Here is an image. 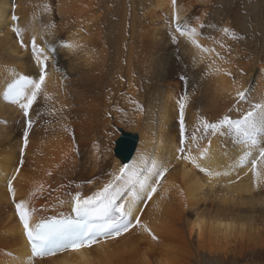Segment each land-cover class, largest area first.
Masks as SVG:
<instances>
[{"label": "bare ground", "instance_id": "bare-ground-1", "mask_svg": "<svg viewBox=\"0 0 264 264\" xmlns=\"http://www.w3.org/2000/svg\"><path fill=\"white\" fill-rule=\"evenodd\" d=\"M126 1L0 0V64L7 60L6 67L0 69V120L12 124L10 116L15 113L30 121L31 110L33 123V110L39 100L47 108L43 118L46 122L61 119L46 129L41 127L44 130L36 129L34 144L28 139L25 146L21 137L18 150L23 148V160H17L11 171L8 167L16 143L0 144V264H235L240 260L264 264V160L259 157L264 131L255 132L263 134L255 136L253 145L250 139L226 127L213 133L203 126L204 122H218L224 115L232 120L242 119L251 111L259 115L261 108L256 106H264V37L240 39L239 34H231L236 25L228 8L236 0H189L182 7V15L188 9L191 15L194 9H205L198 19L190 14V21L181 17L183 21L175 28L183 35L173 28L166 29L178 41L167 42L161 34L159 37L162 24L151 34L142 30L141 39L151 35L152 41L138 46L134 11L137 0H130L131 14ZM153 5L154 10L164 8L165 16L168 13L176 20L180 18V8L173 5V0H154ZM13 28L21 30L20 38ZM33 37L47 56L46 78L25 117L18 105L5 98V92L16 76L38 79L40 67L32 54ZM167 53L173 59L158 72L156 68ZM59 58L67 64V75L58 66ZM11 68L19 70H13L14 75L6 80ZM181 77L186 81L182 83ZM252 80L255 86L250 88ZM100 87L112 91L119 111H127L130 122L138 127L131 156L123 161L115 154L116 142L130 132L122 130L114 154L107 137L105 142L101 135L97 139L99 148H80L82 161L70 176L77 188L68 186L70 179H63L65 186L54 197L43 199L47 195L44 193L37 202L27 199L33 183L45 177L53 165L48 164L49 159L66 146L73 127L69 124L84 135L82 125L93 117L92 94ZM239 91L245 94L242 100L237 97ZM181 102L185 104L182 145ZM74 104L79 107L74 113L79 121H74L76 117L67 119ZM5 130L0 125V140L6 136ZM252 161H256L260 173L255 182ZM164 168L167 171L158 176ZM9 181L14 195L9 192ZM109 184L106 195L115 197V204L124 205L125 212L130 213L122 216L126 223L132 222L128 231L79 250L67 248L51 255H31L16 203L24 201L30 211L34 210L30 218L33 225L42 221L36 216L38 208L47 214L64 212L43 220L84 223V218L72 211L73 197L77 193L81 198L92 196ZM151 185L156 191L149 199ZM141 192L143 196L138 199ZM107 204L102 198L90 217L103 218ZM111 215L121 217L114 212ZM137 216L140 226H136Z\"/></svg>", "mask_w": 264, "mask_h": 264}, {"label": "rangeland", "instance_id": "rangeland-1", "mask_svg": "<svg viewBox=\"0 0 264 264\" xmlns=\"http://www.w3.org/2000/svg\"><path fill=\"white\" fill-rule=\"evenodd\" d=\"M188 1L189 0H175V4L180 8V12H179L180 18L176 20L173 15L169 16L168 13L165 16V13L163 12V11H165L164 8L154 10V5H153L154 0H137V2L135 3L136 10H134V11H135V14H137L138 40H139L138 43L140 42L138 44V46H141L140 44H142V42H149L150 43V41H152V39L150 38L151 35H148L149 38L147 36L143 40L141 39L140 32H142V30L145 32L149 31V34H151L153 30H158L159 28H161L159 26H161L162 24H163L162 28L164 26L165 30L164 29L162 30V28H161L160 29L161 31L165 32L166 29L172 30V28H173L174 32L176 31L180 35H183V34H181L182 30L178 31V29H176L177 27L175 28V26H178L179 23H181L183 21V20H181L182 19L181 17H183L184 20L186 18L188 19L187 15L190 14L189 13L190 9H188L187 12L185 14L183 13V15H182V7L183 6L185 7L186 4L188 3ZM126 2L127 3L129 2L128 13L131 14V11L133 10L132 9L133 6L130 3V0L126 1ZM203 9H205L204 6L200 9H198V8L194 9L192 11V15L190 14L192 19H198V17H200L201 11ZM228 10L231 11L230 17L233 19V22L236 25L235 27H233L231 34H235V33L239 34V35H237V34L236 35L240 39H243V38L246 39L244 36H248V38H254L256 40H263V37H264V0H236L235 5L231 8H228ZM191 17L189 19H191ZM55 20L58 21L59 20L58 17H56ZM129 20L131 21V16L129 17ZM164 20L166 21V23H163V22H165ZM213 21H215V18H213ZM171 23H173V24H171ZM164 24H166V26ZM224 24H225V22H224ZM142 25H143V27H142ZM169 25H173L174 27L171 26V28H169L170 27ZM242 26H243V29H242ZM180 27H181V25H180ZM237 28H239V29H237ZM160 30H158L159 31L158 35L161 34L162 37L167 39V42H168V40L169 41H178V38L174 37L173 33L172 34L170 33L172 31H170V32L166 31L164 33V32H161ZM128 34H129V32H128ZM161 36L159 35V37H161ZM170 38H171V40H170ZM176 38H177V40H176ZM140 39H141V41H140ZM148 40H150V41H148ZM58 43H55V44L58 45ZM255 44H257V42ZM163 48H165V47H163ZM166 48H167V46H166ZM168 48L169 49H175L174 46H170ZM172 59H173V56L170 53H167L165 55V59H162V64H160L156 68V70L158 72H161L163 70V68L165 67V65L170 63L172 61ZM6 61L7 60L5 59L1 62L0 69H4L6 67ZM57 63H58V66L60 67L63 75H67L68 68H67V64L63 60V58L62 59L59 58L57 60ZM13 70H19V68L18 69L11 68L7 74L6 80L10 79L14 75ZM255 73H256V70H254L251 73V76L255 75ZM18 74H21V73H18ZM18 77L19 76H16V77H14V79H16ZM65 78H67V77H65ZM14 79H12V80H14ZM179 79H181L182 83L186 81V77H181ZM10 83H11V81L8 83V85ZM254 84H255V82L252 80L250 88L254 87L255 86ZM8 85H6V86H8ZM5 87H4V89H5ZM104 89L105 88H103V90H102V88L100 87L98 90L93 91L92 95L94 98L92 97V107L94 106V108L90 107V111L92 112L93 117L90 120L87 119L86 122L83 123V125H82V128L84 129V135L83 136L78 134V132L75 129L74 124L71 123V120H68L69 121L68 124L71 123L69 125H73V127H72L71 132L69 133L70 135L68 134L69 138L67 139L66 146L64 147L63 150H61V148H59L57 155L53 156V157H51V159H49L48 164L49 165L53 164V165L49 167L48 173L45 175V177L42 176V178H40L38 181H35L33 183V188L31 190H28L29 194L27 195V199L32 200V202H37L38 198H43L44 193H47V195L43 199L54 197L62 189V187L65 186L64 180L68 181L70 179L71 183L68 184V186L69 187L71 186L72 189L77 188L78 185L75 184V181H71V180H73V178L71 179L70 176L71 175L74 176L73 169L75 167H78L82 161L81 155L83 153L81 152L80 148L85 147V146H88L89 149L94 147V146L99 148V143L97 142V139L99 138V136L102 135L101 138L104 139L105 142L107 140V142L109 144V149L111 148V154H114L113 150L115 147V141L119 138L121 132L125 131V132H130L131 134H137L138 135V133H139L138 127L135 124H132V122H130L131 121L130 116H129L130 114L125 110L124 111L126 113L123 110H122L123 113L121 111H119L117 105L115 104V100L113 98L114 95L112 94V91L109 92L108 90L105 91L106 89L105 90ZM0 95H1V93H0ZM106 95H108V96H106ZM118 96H120V94ZM108 97H109V101L112 100L113 103L111 101L110 102L108 101ZM38 102L39 103L35 105V108H34L35 110H33L34 118H32L33 123H31V127L33 125V128L28 127V120H25L24 117L22 118V116L17 115L15 113H12L10 116L12 119V121H11L12 124H9L6 120H0V125H4L6 127V130H5L6 136L2 140H5V139L7 140V141L6 140L5 141L0 140V144L7 143L8 141H9L8 143L12 144V145H13V143H16V146L14 147V149L12 148L14 150V157L12 158L11 164L8 167V169L10 171L13 169L17 160H20L19 162H21L23 160V153L18 150V146H19V141H20L21 137H24V140H25V136H24L25 129L27 128V133H29V135L27 134L28 135L27 140L31 139L33 141V140H35V137L37 136V134L35 133L36 129L44 130V129H46L45 126L49 125L50 123L60 122V120H61L59 117L60 120H58V118H57V120L54 119L51 122H46V120L43 118L45 116L44 113H45L47 108H45L42 101L39 100ZM54 102L59 103V101H56V99L54 100ZM108 103H110L112 106H108ZM141 103L143 104V106L146 105L145 102H143L142 100H141ZM115 105H116V107H115ZM106 106H108L107 109H106ZM113 107H115L117 109H112ZM70 108L69 109L72 110L73 113L70 114V117H67V119H69L71 117H73V118L76 117L74 121H77V120L79 121V119H77L78 116L76 114H74L75 111L77 110V108L79 109V107H77V105L74 104V106L72 105ZM120 112H121V114H120ZM60 116L63 117L62 114ZM126 116H128V117H126ZM29 117H30V121H31V110H30ZM126 118H128V119H126ZM41 127H43L44 129ZM105 130L107 133L105 132ZM22 133H23V135H22ZM262 134L263 133H261V132L254 133V136L258 137ZM92 137H94L93 142L91 140ZM104 137L106 138V140ZM33 144H34V141H33ZM28 150H29V148L26 149L27 153H28ZM21 163L18 164L19 167L21 166ZM125 165H127V164H125ZM19 167H18V169H19ZM50 171H52L53 173ZM148 184L149 183H147L146 185H148ZM142 192H141L138 199H140V197L143 196ZM42 207L44 208L43 204H42ZM58 213L63 214L64 212H54L52 214H47V213H45L44 209L38 208L36 216H37L38 220L39 219L43 220V219H48L50 215H56V214L59 215ZM250 263L247 261L240 260L238 263L236 262L235 264H250Z\"/></svg>", "mask_w": 264, "mask_h": 264}, {"label": "snow or ice", "instance_id": "snow-or-ice-1", "mask_svg": "<svg viewBox=\"0 0 264 264\" xmlns=\"http://www.w3.org/2000/svg\"><path fill=\"white\" fill-rule=\"evenodd\" d=\"M173 5H175V0H173ZM13 19H16V17H13ZM13 31L16 33L17 37L20 38L21 30L18 28H13ZM224 31L227 32L228 30L225 29ZM24 46L23 40L21 39V47ZM31 48L33 57L40 67L38 79H33L27 75H20L8 85L7 91L5 92V98L11 103L18 105L23 111L25 117L28 116L29 108L35 101L37 95L41 92L46 78L45 61L47 60V56H44L43 50L37 46L35 37L32 38ZM244 95L245 94L242 91L237 92V97L241 100L244 98ZM179 107L181 116L180 143L182 145L184 136L183 111L185 104L181 102ZM256 107L261 108L259 115H257L256 112L251 111L239 120H232L228 115H224L223 118L216 123L204 122V129L205 131L211 129L212 132L215 133L222 127H226L229 131L235 132L250 139L251 143L255 145L256 139L254 133L257 130L264 131V106L257 105ZM28 127H31V121H28ZM27 134L26 128L24 133L25 146L27 145ZM178 150L182 152L183 148ZM21 152L23 153V148L21 149ZM205 152L206 149L201 152V156H203ZM259 157L264 160V147L259 149ZM184 158L189 159L187 156ZM192 162L194 164L196 163L194 158H192ZM120 171L123 172L124 169L122 168ZM166 171V168L162 169L158 173V176L162 177ZM201 171H205V169H201ZM252 174L255 182V180L260 177V173L257 172L256 161H252ZM157 183H159V180H157ZM110 187V184L106 185L104 189L92 196L81 198L80 194L77 193L73 197L72 211L79 218H86L94 215L95 206L102 200V198L108 201V204L103 210L104 222L98 225L82 223L79 220L72 219L42 220L33 225L30 223V218L31 211L34 210L30 211L26 202L24 201L16 203L15 206L17 215L19 216L20 222L23 225L24 234L31 248V255L33 257L51 255L56 250H63L67 248L79 250L81 247L91 246V244L95 243L99 234L115 237L121 235L122 232L128 231L132 226L131 221H128L127 223L118 222V218H114L111 215V213L114 212L120 214L122 217L130 213L125 212L124 205L115 204V197L110 198L108 195H106ZM150 187L151 191L147 193L149 199H151L152 194L156 191L155 185H151ZM9 192L14 195L11 181H9ZM136 226H140L139 216L136 217ZM143 227L144 231L151 234L147 226ZM153 239H156V237L153 236Z\"/></svg>", "mask_w": 264, "mask_h": 264}, {"label": "water", "instance_id": "water-1", "mask_svg": "<svg viewBox=\"0 0 264 264\" xmlns=\"http://www.w3.org/2000/svg\"><path fill=\"white\" fill-rule=\"evenodd\" d=\"M122 133V132H121ZM123 135V134H121ZM134 135L124 134L121 138L116 142L115 154L120 157L123 161H127L132 154L133 151V141ZM127 163V162H125Z\"/></svg>", "mask_w": 264, "mask_h": 264}]
</instances>
